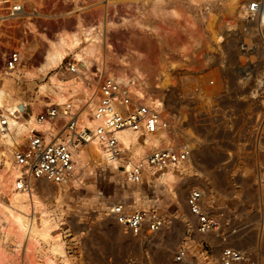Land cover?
Returning a JSON list of instances; mask_svg holds the SVG:
<instances>
[{"label":"rangeland","instance_id":"obj_1","mask_svg":"<svg viewBox=\"0 0 264 264\" xmlns=\"http://www.w3.org/2000/svg\"><path fill=\"white\" fill-rule=\"evenodd\" d=\"M45 1L39 9L44 16L36 22L39 27L46 25L51 35L75 29L81 22L90 24L99 13L120 23L98 32L101 45L96 53H101L106 66L94 78L98 82L93 79L86 87L97 86L106 71L128 69L136 75L143 72L140 77L150 92L146 85L158 81L162 67L176 57L178 43L184 38L200 39L199 46L172 71L171 84L163 88L175 137L195 147V168L180 173L184 189L177 178L172 193L152 172L139 181L128 179L125 164L133 158L132 149L121 151L116 167L88 152L79 165L74 161V182L71 178L64 184L49 182L45 184L49 192L38 191L43 200L39 210H25L0 194V264H7L4 258L12 252L20 253L23 244L36 253H58L51 259L53 264H217L226 246L246 252L248 261L253 255L257 264H264V154L260 155L264 153V109L257 111L254 106L252 112L253 102L264 104V27L244 17L249 0H242L238 16L223 8L221 0ZM209 12L218 15L212 26L205 22ZM8 38L25 42L24 57L33 55L25 65L35 64L46 45L35 34L20 30L8 31ZM104 41L112 47H102ZM64 64L35 78L20 73L5 80L9 103L21 101L17 120L26 121L31 112L36 116L50 102L42 100L38 85L48 81L52 72L68 76ZM6 105L0 113H5ZM253 119L260 122L258 130L250 126ZM252 152L261 156L257 172L242 167L245 162L253 165L257 158L237 156ZM208 166L212 169L204 171ZM192 189L201 191L204 210L219 219L220 229L205 233L195 229L196 220L185 202ZM116 204L126 211H158L164 225L157 232L135 235L109 213ZM26 223L38 230L49 227L48 241L36 244L27 237ZM50 245H58L61 251H52ZM182 245L188 248L187 257L177 262L174 255Z\"/></svg>","mask_w":264,"mask_h":264},{"label":"built area","instance_id":"obj_2","mask_svg":"<svg viewBox=\"0 0 264 264\" xmlns=\"http://www.w3.org/2000/svg\"><path fill=\"white\" fill-rule=\"evenodd\" d=\"M40 8L32 0H0V86L5 83L6 78L20 74L17 72L18 68L24 66L26 60L24 51H22L25 42L22 38L19 42L16 40L11 42L8 38V31L20 30L23 34L31 33L27 26L30 24L48 37L51 36L46 25L39 27L38 22H36L37 19L44 16L43 12L39 10ZM243 13L250 23H257L259 27H264V0L247 1ZM87 25H89L88 22L83 23V26ZM75 49L69 50L58 65L61 67L64 62L67 73H75L79 64V61L73 57ZM32 56H28V60L32 59ZM96 70V65H92L91 74L84 75L85 83L91 85V81L97 77ZM118 74L119 71L115 69L104 72L97 85L94 115L95 117L105 116L106 121L104 125L97 126L95 131L86 127L80 128L79 125V119L87 106V102L77 105L70 101L61 105L48 102L36 114L37 121H52L54 130L53 133L49 134L45 130L33 129L11 151L13 164L17 165L20 170V176L15 180L16 189L24 190L39 180L55 184L67 182L74 170V148L78 144L88 142L96 135L99 136V140L105 144L113 156L119 157L121 150L118 146L119 140L116 132L125 128L139 132L141 139L144 135H156L163 128H167L169 134L170 132L173 133L171 140L163 139V145L156 147L148 145L142 158L137 160L132 158L129 161L131 164L126 169L129 180L139 181L143 176H151V174L157 177L159 173L187 160L191 149L187 143L179 142L180 138L175 137L176 130L172 129L170 118L164 115L163 111L139 101L132 92L131 84L135 80L140 87L146 88L144 78L138 77L136 73L132 74L128 69L124 71V74L133 80L135 79L134 81L129 78L119 80ZM144 76L146 75L144 74ZM163 103L166 104L165 99ZM2 121L4 122L3 119ZM3 124L5 125V123ZM48 134L50 139L46 140L45 137ZM136 144L131 143V148L126 149L134 151ZM150 170L152 171L151 174L148 173ZM202 198L203 195L198 189L189 191L186 198L189 212L196 219L195 229L200 233L220 229L219 219L210 216L204 210ZM109 213L114 216L119 224L135 235H140L144 231L157 232L164 225L161 213L152 209L126 211L122 204H116L110 207ZM187 253V246H180L175 252V261H183L187 257ZM246 261H248L246 252L232 246H226L222 248L217 264H242Z\"/></svg>","mask_w":264,"mask_h":264},{"label":"bare ground","instance_id":"obj_3","mask_svg":"<svg viewBox=\"0 0 264 264\" xmlns=\"http://www.w3.org/2000/svg\"><path fill=\"white\" fill-rule=\"evenodd\" d=\"M32 1L39 8L48 2H43L44 0ZM221 2L223 8L238 16L240 8H242V0H221ZM81 18L78 19V21H82ZM217 18V13L209 12L205 16V22L208 26H212ZM125 19V17H122V21ZM94 20L95 21H92V23L87 26H83V24H81L83 22L80 21V25L76 26L75 29L73 28L68 31H58L50 37H48L45 33L38 31L30 24H27L30 32L36 35V39L38 41L44 42L46 45L41 53L40 58L36 60L37 62L35 64L31 62L32 64L18 68V73H22L28 78H35L41 73H47L49 70L56 69L68 51L76 48L73 54V57L79 61L76 72L69 73L70 76L68 75L65 77L59 76L57 72H52L48 76V81L42 82L38 85V91L42 100H50V102L55 105H61L67 101H70L75 105L78 103L87 102V106L79 119V125L80 128L86 127L90 128L92 131H95L97 126L104 125L106 117H95L94 114L96 110L97 86L94 85L93 87H86L88 85H85L84 75L86 76L87 72L92 69V65H96L97 77L101 76V73L105 70L106 64L101 53L100 55L96 53L101 45L100 37H98L99 33H101L108 24H120L110 20L102 13H99ZM96 32L99 33L96 34ZM105 43V41L102 42V47L105 46V48L109 49L112 47L111 44ZM199 44L200 39L198 38L182 39V41H180L176 47V57L169 60L162 67L158 77L155 78L158 81L155 82L153 86L146 85L148 86V89H150V92L145 91L146 88L143 89L140 87V85L136 83L135 79L134 81L133 78H129L128 75L125 76L124 73L119 72L117 78L119 80H127L128 78L133 80L134 82L131 84V90L135 97L139 101L144 102L151 107L158 109L159 111H163V114L167 115V106L163 103V88L171 84L172 71L177 66H181L186 58L191 55V53L199 46ZM22 51H24V48ZM123 64L126 65L128 63L127 61H124ZM137 73L138 77L143 76V72L138 71ZM98 79H95V82H98ZM82 91L83 94L81 93ZM81 94L82 96L78 97V95ZM10 100L11 94L9 88L5 84L1 85L0 108L6 104L7 105L5 107V113H0V194L4 195L12 202L21 204L25 210H39L43 205V200L38 194V191L45 193L49 192V187L45 186V184H49V182L40 180L38 182L40 183V187L36 185L37 183H33L24 190L16 189L15 180L20 176V170L17 165L13 164L11 154L7 151L11 152L14 150L20 141L28 136L33 129L45 130L48 131L49 134L53 133L54 123L50 120L37 121L34 112L30 113L26 121L21 122L17 120L16 118L21 112V101L14 100L9 103ZM3 123H5V125ZM165 132H167L168 135H166ZM49 134L46 135V140L50 139ZM116 135L119 140L118 146L121 151L130 147L131 143H137L133 151V160L142 158L145 155L144 153L147 150L146 146H160L163 145V139L171 140L173 138V133L170 132L169 134L167 128H163L156 135H144L142 139L139 136V132H135L127 128L118 130ZM88 152L94 156L100 157L103 161L111 163L112 167H116L118 163L117 157L113 156L105 144L99 140L98 135L94 136L91 140L86 142V144H78L74 148L73 159L77 165L84 161L87 155L86 153ZM184 163L185 161L158 174V180L164 182L172 193H176L173 191V185L178 178V170L175 168H179ZM130 164H125V167L128 168ZM149 172L151 173L152 171L150 170ZM74 181V178H71V182ZM38 188L40 190H38ZM24 227L25 228H23V232L27 231V237L29 236L30 238H34L36 244L39 243V240L47 242L51 235L49 227L46 225H44L43 228L39 230L36 229L33 224L28 225V223H26ZM50 249L56 252L61 251L58 245H50ZM46 264H53L52 260L48 259Z\"/></svg>","mask_w":264,"mask_h":264},{"label":"crops","instance_id":"obj_4","mask_svg":"<svg viewBox=\"0 0 264 264\" xmlns=\"http://www.w3.org/2000/svg\"><path fill=\"white\" fill-rule=\"evenodd\" d=\"M224 92H228V91H224ZM235 91H231V92H229V93H234ZM232 100H234L235 99V95H233L232 97H230ZM243 102V101H242ZM242 105H244L243 103H241ZM254 106H255V109L258 111L259 110V108H263L264 109V104H260V103H258V102H256V103H252V112H254ZM259 124H260V122H258V119L255 121L254 119L251 121V123H250V126L252 127V129L253 128H255L256 127V130H258L257 129V127L259 126ZM190 145V144H189ZM225 145H227V143H225ZM191 146V148H192V152H191V154H190V156H189V158L185 161V163L181 166V168H180V170H178V178H179V180H180V183H181V190L183 191V186H184V182H183V177L180 175V173L182 174L183 172V170L184 169H190V170H193L194 168H195V163H194V161H193V156H194V153H195V147L193 146V144H191L190 145ZM220 153V154H219ZM218 153V155H220V156H222V154H221V152H219ZM262 154H264V153H261L260 155L262 156ZM224 156L226 157V156H229V153H224ZM237 156H239V157H245V158H257L258 160L257 161H255L254 162V164L252 165V164H249L248 165V163H243V165H242V167L243 168H245L246 170H248V171H254V172H257V171H259L260 170V165H259V162H261L260 160H259V158H261V156L258 158V154H256V153H239V155H237ZM212 169V167L211 166H208L207 168H204V171H210ZM173 170V169H172ZM215 185L216 184H214V185H212V186H214L215 187ZM185 202H186V200H185ZM187 206V205H186ZM221 208H223V209H226L225 207H221ZM188 209V208H187ZM189 212V211H188ZM190 213V212H189ZM191 214V213H190ZM192 215V214H191ZM193 216V215H192ZM194 217V216H193ZM194 219H195V217H194ZM196 220V219H195ZM196 232V231H195ZM198 233V232H197ZM22 250L20 251V253L18 252V251H16V253H18V255L15 253V251L14 252H12L11 254L12 255H10V257H8V258H4V263H7V264H46V261L48 260V259H52V257H55L58 253H53V252H51L50 250H49V252L47 253L46 251H42V252H37L36 253V249H32L31 250V248H27L24 244L22 245ZM31 250V251H30ZM51 253V254H50ZM46 254H48L47 256H46ZM220 254H221V251H220V253H219V256H220ZM219 256H218V259H219ZM250 257H249V261H246L245 263H242V264H257L256 263V260H254L253 259V255H252V257H251V255H249ZM53 260V259H52ZM0 263H2L1 262V260H0ZM99 264V263H98ZM100 264H111V263H109V262H102V263H100Z\"/></svg>","mask_w":264,"mask_h":264}]
</instances>
